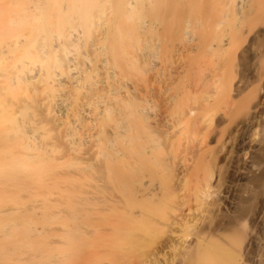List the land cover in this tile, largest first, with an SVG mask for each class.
<instances>
[{"label":"bare ground","instance_id":"obj_1","mask_svg":"<svg viewBox=\"0 0 264 264\" xmlns=\"http://www.w3.org/2000/svg\"><path fill=\"white\" fill-rule=\"evenodd\" d=\"M0 264H264V0H0Z\"/></svg>","mask_w":264,"mask_h":264},{"label":"rangeland","instance_id":"obj_2","mask_svg":"<svg viewBox=\"0 0 264 264\" xmlns=\"http://www.w3.org/2000/svg\"><path fill=\"white\" fill-rule=\"evenodd\" d=\"M229 27H231L232 28V24L230 25V26H228L227 27V31H226V28L225 29H223V34H221V35H223L224 36V34L226 35V36H232V29H231V31H229L230 30V28ZM224 30L227 32V33H225L224 32ZM231 33V34H230ZM225 37V36H224ZM198 56V55H197ZM196 56V57H197ZM242 56V57H241ZM201 56V54L196 58L197 60H198V58H199V60L200 59H202V60H204V57H202ZM178 59V58H177ZM176 59V60H177ZM237 59H238V61H237ZM236 59V62H235V65L233 66L234 67V69H236V70H234L233 72H235L234 73V75L236 76V78L235 79H237L238 77H240L241 76V78L243 77V78H245V79H247L248 77H249V73L250 72H248V71H250V70H248V69H250V54L248 53V52H243L242 54H239L238 55V58ZM199 60H198V62H199ZM209 68V67H208ZM205 70H207V68H204ZM204 70V71H205ZM208 70H210V69H208ZM207 70V71H208ZM248 76V77H247ZM247 77V78H246ZM209 83V82H208ZM210 85V84H209ZM211 86V85H210ZM207 87V86H206ZM209 87V86H208ZM207 90H208V88H207ZM237 99L239 100V98L237 97ZM234 100H236V99H234ZM237 100V101H238ZM231 101H232V99H231ZM241 101V102H240ZM240 101H238L239 102V104H235V105H240L239 107L237 106L236 108L234 107V106H232V107H230L231 106V104L230 105H228L227 106V114L228 115H226V116H228V117H225V121L224 120H222L223 122L221 123V124H216L215 122H217L216 120H214V126L216 125L217 127H219L218 129L220 130H222L223 132H227V133H231V135H230V139H229V144L231 145V153H229V155L230 156H228V158H226V160L227 161H225L224 159H223V153L225 152V150H226V147L227 146H229L230 147V145L228 144V145H226V147L224 146L223 147V145H221V144H219V147H218V145H215L216 144V142H213L214 140H211V138H210V136H211V133H209L210 134V136H209V134H208V137H207V141H209V148L211 147V149L213 148H216V149H214L215 151H213V149L211 150V149H209L212 153H211V155H212V157H213V159L212 160H216V161H214V164H216L219 168H217L218 169V172H219V181H218V184H217V186H216V196L214 195V198L218 201V202H220V205H221V207L219 208V211L217 212V213H215L216 215H214L213 217H212V220L210 221V226H209V229H210V231H214L216 228L217 229H219V231H220V229L221 230H224V229H226L229 225H230V223L232 222V217H233V212H232V204H230V201H231V199H230V197H232V185H233V183H234V181L235 182H237V175H236V173L237 172H235L237 169H235V168H237L238 166H240L241 165V163H242V158L244 157V156H242V157H240L241 155H243V154H245V149H243V148H245L244 147V145H243V143H245L244 141H246L245 140V138H247L246 137V129H245V127L243 126V125H240L239 127H237V130L234 132V125L236 124V121L237 120H241V118L243 119V117H245V115H246V109H244V107H246V106H244V104H245V101H243V99L242 100H240ZM237 102V103H238ZM243 103V104H242ZM241 104L243 105L242 107H241ZM233 105V104H232ZM229 108H230V111H229ZM232 108H234V111H232L233 109ZM239 108V109H238ZM241 108L243 109V110H241ZM235 109H237V110H235ZM239 110H241V112H240V114H238L239 112ZM233 113H232V112ZM245 111V112H244ZM230 113V114H229ZM232 114H234V116L236 117V115H237V117H236V119L235 118H231V120H230V117H232L233 115ZM233 116V117H234ZM241 116H243V117H241ZM229 118V119H228ZM240 118V119H239ZM228 119V120H227ZM232 119L234 120L233 122H232ZM230 120V121H229ZM234 123V124H233ZM212 125V126H213ZM219 125V126H218ZM204 126H206V125H204ZM208 128V127H207ZM224 130H223V129ZM234 129V130H232V129ZM241 129V130H240ZM230 131V132H229ZM233 131V132H232ZM245 133V134H244ZM244 135H245V137H244ZM244 138V139H243ZM244 140V141H243ZM242 141H243V143H242ZM212 142V143H211ZM214 143V144H213ZM212 144V145H211ZM242 144V145H241ZM220 145L222 146L221 148H220ZM217 146V147H216ZM224 148V149H223ZM241 149L242 148V151L240 150H238V149ZM217 150V151H216ZM238 151H239V153H238ZM242 152H243V154H242ZM221 154V155H220ZM222 159H221V158ZM216 158H218V159H216ZM220 159V160H219ZM223 160V161H222ZM242 160V161H241ZM213 162V161H212ZM216 162V163H215ZM222 162V163H221ZM216 166V167H217ZM236 175V176H235ZM171 177H172V175H171ZM237 184H238V182L236 183V184H234L233 186L235 187V186H237ZM227 191V192H226ZM229 191H231V192H229ZM226 193H228L229 194V196H226ZM227 194V195H228ZM224 197H229V198H227L226 200H225V198ZM228 199H230L229 201H227ZM228 204H230L231 205V207L228 205ZM231 219V220H230ZM213 223V224H212ZM212 225V226H211ZM225 225H227V227L225 226ZM226 227V228H225ZM209 229H208V231H209ZM216 229V230H217ZM209 231V233H212V234H215L217 231H212V232H210ZM218 231V232H219ZM218 232L216 233V234H218ZM215 234V235H216Z\"/></svg>","mask_w":264,"mask_h":264}]
</instances>
